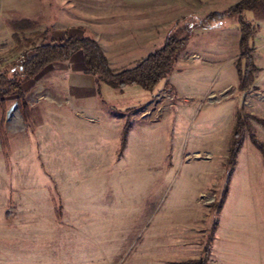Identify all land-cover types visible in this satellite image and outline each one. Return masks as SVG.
I'll return each instance as SVG.
<instances>
[{
  "label": "rangeland",
  "instance_id": "rangeland-1",
  "mask_svg": "<svg viewBox=\"0 0 264 264\" xmlns=\"http://www.w3.org/2000/svg\"><path fill=\"white\" fill-rule=\"evenodd\" d=\"M237 1L0 0V68L23 52L6 22L14 14L41 17L38 28L50 27L57 37L81 29L91 33L111 66L121 69L162 46L179 17L204 16ZM259 23L253 39L260 67L255 82L262 86L257 90L243 92L238 86L240 31L233 17L218 27L195 29L173 72L153 90L139 84L119 90L97 80L85 71L78 50L74 69L64 74L63 64L70 60L54 62L31 80L25 97L30 106L39 101L36 115L31 108L25 119L20 107L7 115L16 101L9 97L1 110L0 264L199 260L218 219L212 207L224 188V161L239 109L264 142V124L252 117L264 116V19ZM67 88L78 99H71ZM81 88L87 91L86 106H92L86 114L74 104ZM108 115H115V123ZM127 119L133 124L128 146L118 156V145L111 159L119 144L118 124ZM248 136L246 130L243 165L219 215L215 257L207 264H264V229L260 236L251 226L260 218L264 223V171L255 163L252 151L262 156ZM248 161L254 165L247 180Z\"/></svg>",
  "mask_w": 264,
  "mask_h": 264
},
{
  "label": "trees",
  "instance_id": "trees-1",
  "mask_svg": "<svg viewBox=\"0 0 264 264\" xmlns=\"http://www.w3.org/2000/svg\"><path fill=\"white\" fill-rule=\"evenodd\" d=\"M249 11L253 18L247 15ZM236 18L240 31V57L237 63L239 89L248 92L258 88L255 83L256 71L260 67L255 62L253 39L260 28L259 20L264 19V0H238L223 10H212L206 15L186 14L179 17L171 27L162 46L150 52L131 67L114 69L107 53L98 39L81 29L65 37L58 38L53 29L38 28L42 18H28L14 14L6 18L13 30L12 36L16 46L23 49L20 59L4 68H0V133L4 131L1 110L7 108V99L15 97L25 119L31 116V106L27 101L25 83L36 77L45 67L54 63L69 60L76 51L81 50L85 58L87 72L96 75L97 80L108 83L119 89L126 85L139 84L145 89L153 90L175 69L176 60L181 49L197 28L221 26L225 21ZM28 32V33H27ZM245 60V62H242ZM264 124V116L252 115ZM133 124L128 119L123 127L119 155H122ZM248 130L251 142L264 157V142L257 135L248 114L237 111L235 134L231 140L226 161V180L221 198L213 205L217 216L221 213L227 200L231 177L243 146L245 131ZM218 219L213 223L203 247L202 257L190 261L191 264H207L211 247L218 229Z\"/></svg>",
  "mask_w": 264,
  "mask_h": 264
},
{
  "label": "crops",
  "instance_id": "crops-1",
  "mask_svg": "<svg viewBox=\"0 0 264 264\" xmlns=\"http://www.w3.org/2000/svg\"><path fill=\"white\" fill-rule=\"evenodd\" d=\"M28 18H33V17H30V16H28ZM54 33V32H53ZM13 34V33H12ZM54 35H55V33H54ZM56 36V35H55ZM66 35H64L63 37H65ZM57 37V36H56ZM58 38H61V37H58ZM105 50V49H104ZM106 52V51H105ZM73 56H75V55H73ZM73 56L69 59L70 61L72 60V63H70V61H68V62H64V64L63 65H65L66 64V66L64 67L65 69H64V74L68 71V70H72V69H74L75 67H74V59H73ZM71 64V65H70ZM54 64H50V65H48L47 67H45L36 77H34V78H32V79H30V80H28L26 83H25V89H26V91H28V88H29V86H30V83H31V80H35L37 77H39V75L41 76L44 72H45V70H47L49 67H51V66H53ZM62 65V66H63ZM58 66V65H57ZM58 68H62V67H60V66H58ZM86 71V70H85ZM65 76V75H64ZM65 81V80H64ZM65 83H66V81H65ZM106 83V82H105ZM256 83V82H255ZM108 84V83H107ZM257 84V83H256ZM133 85V84H132ZM127 86H129V85H126L122 90H125V88L127 87ZM257 86H258V88L257 89H260L262 86H259L258 84H257ZM114 87V86H113ZM114 88H116V87H114ZM117 89H119V88H117ZM257 89H255V90H257ZM119 90H121V89H119ZM73 90H71V89H68L67 88V92H68V96L70 95L71 96V99H78V98H73V96L71 95V93H73L72 92ZM77 91V90H76ZM78 93H80V101L78 100V101H75L74 102V104H76L75 106L76 107H80V109L81 110H84L83 112L86 114V113H88L87 111L89 110L88 108H90V107H92V106H90V105H88V106H86V101H85V99L83 100V98H84V95H86L87 94V91L84 89V88H81V89H78ZM252 91V90H251ZM262 92L264 93V90H263V88H262ZM77 93V92H76ZM82 99V100H81ZM73 100H71L69 103L71 104V102H72ZM38 103H39V101H35V102H32L31 103V108H32V114L34 113L35 115H36V113H35V110H34V106L35 105H38ZM68 103V104H69ZM84 107H87V109L86 108H84ZM263 107V106H262ZM115 112V111H114ZM88 115H90V113L88 114ZM108 116H110V118L108 117ZM107 116V118H109L111 121H112V123L114 122L115 123V115L113 116V115H108ZM90 118H92V120H93V114L90 116ZM95 119V118H94ZM128 120V119H127ZM126 120V121H127ZM236 120H237V117H236ZM126 121H125V123H126ZM125 123H124V125H125ZM124 125L123 124H121L120 125V122H119V124H118V126H120L121 127V133H122V130H123V127H124ZM133 128V127H132ZM132 130L133 129H131L130 130V132H129V136H128V142H129V139L131 138V132H132ZM121 133H120V139H119V144H116V145H114V147H113V150H112V156H111V159L112 158H114V153H115V150H116V148L118 147V145H119V149H120V140H121ZM111 135H112V133H111ZM130 137V138H129ZM249 137V136H248ZM232 138V137H231ZM231 138H230V140H229V146H228V150H229V148H230V144H231ZM250 139V138H249ZM244 141H245V138H244ZM251 141V140H250ZM67 142V139H65V143ZM243 144H244V142H243ZM254 145V144H253ZM127 146H128V143H127ZM127 146H126V148H127ZM244 146V145H243ZM243 146H242V148H241V150H240V152H239V154H238V160H237V163H236V165H235V167H234V170H233V174H232V177H231V182H230V188H229V194H228V197H227V200H226V202H225V205H224V207H223V209H222V211H221V213L223 212V210L226 208V207H228V200H229V197L231 196V192H232V186H233V183H234V180H235V178H236V174H237V171H241V167H242V165H243V158H242V156H243V154L241 155V152H242V149H243ZM255 146V145H254ZM64 147L66 148V146L64 145ZM256 147V146H255ZM125 148V149H126ZM257 148V147H256ZM258 149V148H257ZM259 150V149H258ZM260 152V151H259ZM252 153L257 157V159H258V161H257V159H256V161H255V163H256V165L257 166H259L260 168L262 167V169H263V171H264V157H263V155H262V153H261V156L262 157H260V155H258V153H257V151H252ZM118 156H119V152H118ZM121 156V155H120ZM227 156H228V154H227ZM70 161L72 160V159H70V158H68ZM225 162V165H226V160L224 161ZM251 165H254L253 163H250L249 161L248 162H246V163H244V168H246L247 169V171H248V173L247 174H245L246 176V179L248 180L249 178H250V176H251V174L253 173V172H250L249 171V169H250V166ZM60 166H61V168L63 167V169H66V167H64V166H62V161H61V156H60ZM90 166H92V168H93V166L94 165H90ZM95 167V166H94ZM226 167V166H225ZM227 171H226V168H225V173H226ZM244 177V178H245ZM243 177H242V179H244ZM87 192H85L84 194H82L81 195V198H82V196H84L85 194H86ZM199 194V196L200 197H202V194L203 193H201V192H199L198 193ZM76 195V194H75ZM78 199V200H77ZM79 203V198H76V202H75V205L77 206V204ZM80 210H78V212H79ZM221 213L219 214V215H221ZM219 215H218V229H217V231H216V233H215V237H214V240H213V244H214V241H215V238H216V234L220 231V229H221V225H220V220H219ZM258 216H259V218H260V215H259V213L257 214ZM251 226H255L256 227V229L257 230H259V235L260 236H263V233L261 232V229H264V223H263V221H262V219L260 218V221H256V223H252L251 224ZM237 228L239 227L238 225L236 226ZM213 244H212V247H211V254H210V257L212 256V257H215L214 255H213V251H212V248H213ZM218 260V259H217ZM219 261V260H218Z\"/></svg>",
  "mask_w": 264,
  "mask_h": 264
},
{
  "label": "water",
  "instance_id": "water-1",
  "mask_svg": "<svg viewBox=\"0 0 264 264\" xmlns=\"http://www.w3.org/2000/svg\"><path fill=\"white\" fill-rule=\"evenodd\" d=\"M19 107V104H18V101H15L13 104H11V106L7 109V115H10L12 113V111L15 109V108H18Z\"/></svg>",
  "mask_w": 264,
  "mask_h": 264
},
{
  "label": "built area",
  "instance_id": "built-area-1",
  "mask_svg": "<svg viewBox=\"0 0 264 264\" xmlns=\"http://www.w3.org/2000/svg\"><path fill=\"white\" fill-rule=\"evenodd\" d=\"M23 56V55H22Z\"/></svg>",
  "mask_w": 264,
  "mask_h": 264
}]
</instances>
